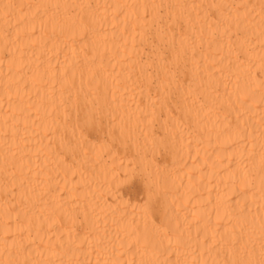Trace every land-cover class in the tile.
Masks as SVG:
<instances>
[{
    "label": "bare ground",
    "instance_id": "1",
    "mask_svg": "<svg viewBox=\"0 0 264 264\" xmlns=\"http://www.w3.org/2000/svg\"><path fill=\"white\" fill-rule=\"evenodd\" d=\"M0 264H264V0H0Z\"/></svg>",
    "mask_w": 264,
    "mask_h": 264
}]
</instances>
